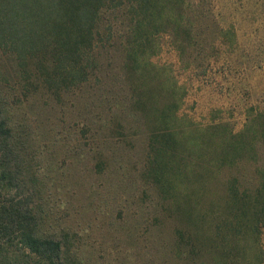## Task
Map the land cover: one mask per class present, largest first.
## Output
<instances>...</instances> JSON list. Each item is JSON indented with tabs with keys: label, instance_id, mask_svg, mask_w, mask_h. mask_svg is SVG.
I'll list each match as a JSON object with an SVG mask.
<instances>
[{
	"label": "rangeland",
	"instance_id": "obj_1",
	"mask_svg": "<svg viewBox=\"0 0 264 264\" xmlns=\"http://www.w3.org/2000/svg\"><path fill=\"white\" fill-rule=\"evenodd\" d=\"M125 1L90 86L10 101L44 232L73 264H264V0H159L139 42Z\"/></svg>",
	"mask_w": 264,
	"mask_h": 264
},
{
	"label": "trees",
	"instance_id": "obj_2",
	"mask_svg": "<svg viewBox=\"0 0 264 264\" xmlns=\"http://www.w3.org/2000/svg\"><path fill=\"white\" fill-rule=\"evenodd\" d=\"M130 1L135 14L129 35L135 42L143 41L146 30L162 20L164 6L159 0ZM126 4L125 0H0V61L3 55L11 63L6 71L0 64V264H73L66 241L43 230L36 208L38 191L34 178L28 177L26 145L8 110L12 98L24 96L45 111L49 98L61 102L70 90L90 86L100 69L98 51L110 49L112 24L102 26L104 13ZM130 50L129 58L134 49ZM17 89L22 94L13 93ZM165 140V145L177 143L171 132H166ZM260 189L257 228L259 220L264 222V182ZM233 193L236 201L246 199L245 192ZM179 235L184 241V234Z\"/></svg>",
	"mask_w": 264,
	"mask_h": 264
}]
</instances>
